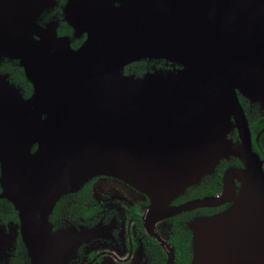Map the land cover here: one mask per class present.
<instances>
[{
    "label": "water",
    "instance_id": "water-1",
    "mask_svg": "<svg viewBox=\"0 0 264 264\" xmlns=\"http://www.w3.org/2000/svg\"><path fill=\"white\" fill-rule=\"evenodd\" d=\"M53 6L0 0V63L32 86L25 97L0 73V197L27 264H67L94 235L48 217L97 175L146 193L153 216L227 203L186 224L189 264H264V160L239 101L264 106V0H66L62 20L86 36L76 49L57 20L39 23ZM161 60L173 68L124 73ZM230 158L241 165L223 170L219 195L169 206Z\"/></svg>",
    "mask_w": 264,
    "mask_h": 264
},
{
    "label": "flooded vegetation",
    "instance_id": "flooded-vegetation-1",
    "mask_svg": "<svg viewBox=\"0 0 264 264\" xmlns=\"http://www.w3.org/2000/svg\"><path fill=\"white\" fill-rule=\"evenodd\" d=\"M65 2L66 0H54V6L41 15L39 23L57 20V35L67 36L71 48L76 49L86 36L75 37L73 30L62 20ZM143 62L145 65L141 75L153 68H173L163 60ZM10 63L12 69L15 68L14 64L17 65L15 61L4 60L0 63V73L7 74L9 80L28 97L32 92L31 84L28 82L29 86L25 89L20 82H13L8 72L11 68L7 67ZM239 101L247 117L252 149L264 160V106L250 103L242 96H239ZM222 161L225 164L220 173L218 190H214L212 183L214 175H206L170 201L169 206L178 207L198 198L219 195L223 170L230 165H241L234 158ZM150 204L149 196L128 182L109 175H97L77 191L61 196L48 218L54 230L69 226L94 229V235L77 246L75 255L67 264H166L168 254H173V264H189L191 233L186 224L194 217L211 215L228 206L225 203L215 207L183 210L171 215L153 216L150 214ZM27 263L17 212L9 201L0 197V264Z\"/></svg>",
    "mask_w": 264,
    "mask_h": 264
},
{
    "label": "trees",
    "instance_id": "trees-1",
    "mask_svg": "<svg viewBox=\"0 0 264 264\" xmlns=\"http://www.w3.org/2000/svg\"><path fill=\"white\" fill-rule=\"evenodd\" d=\"M9 66H7L8 68H11V63L8 64ZM144 62H135L132 63L128 66L125 67L124 72L125 73H133L135 75H141V73L144 71ZM149 65V64H147ZM15 68L14 69H8V72L10 74V79L13 82H20L19 84H21V86L25 89H27V87L29 86L28 81L24 78L23 74H21L22 69L20 67H18L17 65H13ZM242 99V98H241ZM233 139L237 138L236 135V131L233 132L232 134ZM225 161H221L219 163V165L216 167L215 172L213 173L214 178L212 180L213 186H214V190H218L220 187V173L222 171V168L224 167ZM217 175V176H215Z\"/></svg>",
    "mask_w": 264,
    "mask_h": 264
}]
</instances>
